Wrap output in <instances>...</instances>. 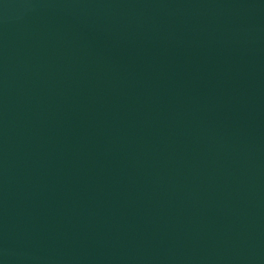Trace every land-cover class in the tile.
<instances>
[{
    "label": "water",
    "instance_id": "1",
    "mask_svg": "<svg viewBox=\"0 0 264 264\" xmlns=\"http://www.w3.org/2000/svg\"><path fill=\"white\" fill-rule=\"evenodd\" d=\"M0 264H264V0H0Z\"/></svg>",
    "mask_w": 264,
    "mask_h": 264
}]
</instances>
